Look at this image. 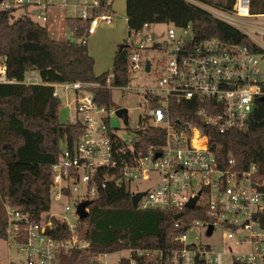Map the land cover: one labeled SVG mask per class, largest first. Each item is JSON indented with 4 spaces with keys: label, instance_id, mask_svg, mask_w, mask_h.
I'll return each mask as SVG.
<instances>
[{
    "label": "built area",
    "instance_id": "1",
    "mask_svg": "<svg viewBox=\"0 0 264 264\" xmlns=\"http://www.w3.org/2000/svg\"><path fill=\"white\" fill-rule=\"evenodd\" d=\"M250 5L251 0H236L233 11L216 9L215 13L218 19L234 26H238L234 16L241 19L264 16L252 15ZM49 6L52 4L47 0H0V10L11 11L16 19L29 18L44 26L49 21L46 12ZM57 6L73 9L76 15L72 17L88 22L87 33L79 40L83 44L100 26L113 22L112 14L98 13L100 0H74L73 4L59 0ZM155 37L148 23L130 32L124 43L129 50L127 85L113 84V72L108 74L104 85L52 84L55 98H59V89L75 93L72 103H68L67 123L80 124L82 133L72 147L64 144L52 166L51 200L58 213L51 211V206L40 220H35L20 208L4 205L5 241L23 256L24 264H60L61 254L73 250L85 252L92 264H103L101 259L108 254L94 252L89 242L79 236L82 219L78 207L99 198L110 182L126 183L131 190L135 183H148L146 190H132L133 195L144 193L137 210L180 214L175 220L176 228L181 227L184 218H190L189 212L195 217L169 247L129 249L126 251L130 257L121 258L118 264L123 259H129V264H264V227L260 219L264 213V181L255 177L256 166L239 170L231 159L223 167L210 150L209 135L204 132L215 129L226 134L249 128L257 100H264V75L258 69L264 55L216 37L200 39L190 24L172 25L163 40ZM148 50L159 53L161 58L157 62L146 60ZM154 63L157 83L133 86L132 76L138 72L151 74ZM27 74L26 84L40 83L36 71ZM7 83L15 82L7 78L6 65L0 63V84ZM95 89L120 91L122 99H127V92H134L142 100L140 125L130 129L133 136L129 140L116 132L121 130L122 122H129L128 109L115 104L102 105ZM83 90L90 92L84 95ZM185 102H195L198 108L187 117L174 118V105ZM120 109H126V115L118 116ZM115 120L117 127L113 125ZM152 128L163 131L162 146L141 148L142 139ZM152 138L156 140L153 135ZM75 195L77 202L73 208L67 200ZM194 199L197 200L190 209ZM90 206L85 209L88 213ZM56 220L65 226L67 237L55 238L51 234ZM218 231L221 250L202 242Z\"/></svg>",
    "mask_w": 264,
    "mask_h": 264
},
{
    "label": "trees",
    "instance_id": "2",
    "mask_svg": "<svg viewBox=\"0 0 264 264\" xmlns=\"http://www.w3.org/2000/svg\"><path fill=\"white\" fill-rule=\"evenodd\" d=\"M130 32L144 24L191 25L200 39L219 38L247 46L264 55V49L233 25L187 0H125ZM217 10L231 12L236 0H193ZM112 0H100L98 13L114 14ZM252 15H264V0H251ZM67 26L77 41H60L52 37L47 26L29 18H14L11 11L0 10V63L6 65L7 78L15 83L0 84V239L5 240V204L20 208L35 220L50 211L53 170L64 144L72 147L79 140L80 124L64 123L59 118L60 100L53 96L56 83L81 82L104 85L109 73L96 76L95 60L87 43L79 42L88 29V22L68 16ZM121 47V46H120ZM115 54L113 84L124 86L130 81L128 49ZM36 71L38 84H26L25 76ZM98 101L113 107V92L95 89ZM195 102L174 105V118L187 117L198 107ZM194 106V107H193ZM209 135V147L218 162L227 167L229 160L236 168L248 170L256 166L255 177L264 181V100H257L250 126L244 131ZM151 133V137H150ZM155 136L156 140L152 138ZM164 133L152 128L142 139L143 147L162 146ZM158 141V142H157ZM133 192L126 183L110 182L90 206L89 216L80 222L82 240L88 241L97 253L114 254L129 249L167 248L175 236L185 232L195 217L183 219L175 227V213L163 210H134ZM264 227V213L261 216ZM56 238L68 236L65 226L56 220L51 232ZM60 264H92L82 251L61 254ZM121 264H129L123 259Z\"/></svg>",
    "mask_w": 264,
    "mask_h": 264
},
{
    "label": "rangeland",
    "instance_id": "3",
    "mask_svg": "<svg viewBox=\"0 0 264 264\" xmlns=\"http://www.w3.org/2000/svg\"><path fill=\"white\" fill-rule=\"evenodd\" d=\"M52 6L49 10V21L47 24L49 34L57 40L60 41H77L73 36L71 30L67 26L65 18L67 16L76 15V13L71 8H60L57 7L59 0H47ZM69 4H73L74 0H68ZM113 7V22L111 25H102L98 28L97 32L90 35L87 39V47L90 55L95 60L94 73L96 76H100L103 73H112L114 67L115 54L119 47L123 45L128 37L130 36V30L127 28V23L125 19L126 13V2L125 0H112ZM191 3L199 5L204 10L211 13L214 17H218L215 13V8L211 6H206L198 4L193 0H187ZM54 5V6H53ZM59 8V9H56ZM228 17H232L223 13ZM220 18V17H219ZM233 18V17H232ZM237 21L238 26H234L241 32L247 34L253 42L258 44L264 49V16H254L252 18L241 19L233 18ZM223 21V20H222ZM171 24L159 23L152 24L151 31L155 33V38L159 40L164 39L165 32L171 28ZM132 33V31H131ZM144 58L146 60L153 59L157 62L161 55L159 53L152 52L148 50L145 53ZM157 64H153V72L151 74H146L144 72H138L132 76L131 83L133 86L145 87L149 85H154L158 81L157 74ZM258 69L264 75V58H260V63ZM29 77V74H26ZM90 91L83 90V94L86 95ZM127 99L121 98L120 91H113L112 100L117 106H122L129 111V122L121 124V130H117V134L124 140H129L132 135L130 129L136 128L140 125V115L142 114V100L134 92H127ZM75 98V93L73 91L65 92L59 89V100H60V110L59 118L62 122L67 123L68 103H72ZM150 185L145 182H138L132 185L133 192L146 190ZM68 203L75 208L77 202L76 195L67 200ZM51 211L58 213L57 206L52 205ZM198 234V231H195ZM221 234L218 231L215 235L208 239H202L203 243H212L217 246L218 249H222L223 245L219 238ZM232 243H230L231 245ZM234 252H238V248L233 247ZM129 251H121L114 254H108L106 257L101 259L103 264H118L121 258H129ZM21 254L17 252V249L13 246L9 247L4 239H0V264H9V261L14 262V264H24V258Z\"/></svg>",
    "mask_w": 264,
    "mask_h": 264
},
{
    "label": "water",
    "instance_id": "4",
    "mask_svg": "<svg viewBox=\"0 0 264 264\" xmlns=\"http://www.w3.org/2000/svg\"><path fill=\"white\" fill-rule=\"evenodd\" d=\"M127 47H128L127 45L123 44V45H121L120 50L127 49ZM146 71H147V72L150 71V62H149V61L146 63ZM117 114H118V116H121V115H123V114L126 115V109H120V110H118V111H117ZM113 125H114L115 127H117V125H118V120H115V121L113 122ZM159 155H160V154H159ZM159 155H158V156H159ZM158 156H157V157H158ZM143 195H144V193H139V194H136V195H133V196H132L131 203H132V207H133L134 210H137V208H138V202H139L140 199L143 197ZM196 200H197V199H194V200L189 204V208H190V209H192V208L194 207ZM90 205H91V204H90L89 202H86V203L81 204V205L78 207V213H79L80 218H81L82 220L86 219V218L89 216V213H88L85 209H86L88 206H90ZM180 217H181L180 214H179V215H175V216H174V219H175V220H178Z\"/></svg>",
    "mask_w": 264,
    "mask_h": 264
},
{
    "label": "crops",
    "instance_id": "5",
    "mask_svg": "<svg viewBox=\"0 0 264 264\" xmlns=\"http://www.w3.org/2000/svg\"><path fill=\"white\" fill-rule=\"evenodd\" d=\"M126 2V1H125ZM54 6V5H53ZM50 7V6H49ZM47 8V14H48V17H49V10H50V8ZM58 7V6H57ZM56 9H59V8H56ZM112 9H113V7H112ZM60 10V9H59ZM125 15H126V13H125ZM68 17V16H67ZM125 19H126V23H127V18H126V16H125ZM45 26H47V25H45ZM127 28H128V25H127Z\"/></svg>",
    "mask_w": 264,
    "mask_h": 264
}]
</instances>
